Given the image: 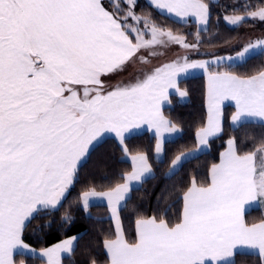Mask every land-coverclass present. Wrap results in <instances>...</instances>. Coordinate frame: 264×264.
<instances>
[{"label":"snow or ice","instance_id":"1","mask_svg":"<svg viewBox=\"0 0 264 264\" xmlns=\"http://www.w3.org/2000/svg\"><path fill=\"white\" fill-rule=\"evenodd\" d=\"M139 6V0H0V264H62V254L75 252L78 236L37 253L24 234L37 214L64 206L105 133H114L128 155L127 134L147 126L163 163L165 144L181 129L163 115L162 104L170 103V90L187 95L178 77L190 69H202L208 78V118L196 131L197 150L222 132L224 101L234 102L233 126L264 124V68L248 75L231 70L235 62L264 55V39L249 41L235 56L200 61L185 55L141 69L127 83L109 84L128 64H149L158 48L198 50L212 18L204 0H150L161 15L195 22L196 42L189 43L151 13L137 14ZM237 11L243 15L223 16L227 25L264 22V3L254 10L245 3ZM227 145L205 182L191 180L178 218L140 216L133 240L124 235L120 213L135 185L154 175L148 153L131 155V170L120 174V182L103 190L87 185L76 204L87 212L94 200L106 201L117 225L114 238L103 240L104 264H235L244 248L264 261V216L259 222L245 219L253 207L264 211V139L254 151L242 150L235 137ZM191 155H175L169 175ZM61 223H74L70 211Z\"/></svg>","mask_w":264,"mask_h":264},{"label":"trees","instance_id":"2","mask_svg":"<svg viewBox=\"0 0 264 264\" xmlns=\"http://www.w3.org/2000/svg\"><path fill=\"white\" fill-rule=\"evenodd\" d=\"M210 4L212 18L207 31H202L199 48L200 54L196 58H210L215 55L233 53L239 48L233 44L248 30L264 29V22L248 19L240 26L227 25L224 15H243L242 11L233 12L247 3L255 6L264 3V0H204ZM137 14L151 13L152 19L159 25L170 28L174 34L184 35L189 43H195L197 26L190 21L187 24L161 15L145 0H139ZM227 41V43L225 42ZM233 46V47H232ZM225 68L227 65L224 66ZM264 68V55L254 54L245 61L233 64L232 71L240 75L254 74ZM215 70V66H213ZM223 70V69H222ZM179 87L186 91L188 100L181 102L174 94L170 97L169 106L165 107L164 115L176 123L181 134L165 144L163 163L154 155L155 138L148 132L134 134L126 138L125 144L130 154L137 151H146L153 167L154 175L146 179L141 186L133 188L126 206L120 213L124 235L127 239L135 237V221L138 217L164 215L166 219L175 221L183 207L181 199L183 192L195 178L198 183L208 179V171L213 163H218L220 153L226 148L227 141L235 137L244 151H254L261 139H264V124L249 122L239 127H233L230 118L234 107H224L222 133L209 141V150L187 159L169 175L171 159L180 152L194 149L196 144V131L203 126L207 119L206 110V80L205 75L188 77L180 80ZM131 170V163L124 158L120 143L113 137H106L97 144L89 158L81 166L79 183H77L68 196L64 206L54 214L40 213L30 222L24 234V240L35 249L47 248L65 238L78 236L75 252L63 258V264H86L96 258L99 264H104L105 252L103 240L106 237L114 238L115 229L109 209L104 204H94L87 212L76 204L79 193L89 184L103 190L108 185L119 181V176ZM70 211L74 217L71 226L62 225L61 216ZM264 212L259 208L248 211L245 219L249 222H258ZM19 262L22 257L17 256ZM26 264H43L40 259H27ZM235 264H264L256 254L238 253Z\"/></svg>","mask_w":264,"mask_h":264},{"label":"crops","instance_id":"3","mask_svg":"<svg viewBox=\"0 0 264 264\" xmlns=\"http://www.w3.org/2000/svg\"><path fill=\"white\" fill-rule=\"evenodd\" d=\"M147 3H149L150 4V0H145ZM212 1H218V0H212ZM166 15V14H165ZM171 18H173V19H175V20H177L175 17H171ZM190 21H192V20H190ZM189 21V22H190ZM254 21H258V20H254ZM194 22V21H193ZM209 26V25H208ZM207 29H208V27H207ZM260 39H263L264 38V36H262V37H259ZM240 39V38H239ZM238 39V40H239ZM237 40V41H238ZM236 41V42H237ZM181 46H179V45H172L171 47H169V48H158V49H156V51L159 53L158 55H156V56H152V57H149V60H150V63L149 64H147V65H142V64H140L139 63V61H137V62H135V63H130V64H128L127 65V67H126V69H125V71L124 72H122V73H119L118 75H115L114 76V78H115V80H116V78H120L119 76H122V75H127V77H128V72H129V74H130V76H131V78L132 77H136V76H138L139 75V73H140V71H141V69H143V70H145V71H147V70H150L151 69V66H152V68H154V67H157V66H159L160 65V63H156L155 65L152 63V61L154 60V58L155 57H157V58H159L160 59V62H164L165 60H167V59H171V57H177V56H179V55H187V53L188 52H186V50H183V49H181L180 48ZM233 47V46H232ZM234 47H237V46H235L234 45ZM142 55H147V53L146 52H142L141 53ZM141 54H138V55H141ZM235 55V53L233 52V53H226V54H221V56H227V55ZM194 54H189V55H187L188 56V58H189V60H200V61H203L204 59H206V58H199V59H195L196 57V55H194ZM218 55H215V56H212V57H210V58H213V57H217ZM250 57V56H249ZM207 59H209V58H207ZM151 65V66H150ZM198 75H205V80H206V110H207V118H208V111H209V109H208V78H207V74L202 70V69H190L187 73H185V74H181L179 77H178V88H179V90L180 91H182V92H186L185 90H183V89H181L180 87H179V82H180V80H182V79H184V78H188V77H193V76H198ZM129 79H124V81H123V83H127V82H129L128 81ZM132 80H133V78H132ZM115 84H116V82H115ZM176 95L177 97H178V99L181 101V102H186L187 100H188V95H186V96H184V97H181L180 95H179V93L176 91V90H170V95H169V101H170V97H171V95ZM169 102H164L163 104H162V113H163V115H164V112H163V110H164V108L165 107H167V106H169ZM227 105H231V106H233L234 107V102H232V101H224L223 102V104L221 105V109H222V113H223V118H224V107L225 106H227ZM234 112H235V107H234ZM233 112V113H234ZM165 116V115H164ZM232 116V115H231ZM166 117V116H165ZM167 118V117H166ZM168 119V118H167ZM207 120V119H206ZM230 122H231V118H230ZM258 122V121H257ZM231 124H232V122H231ZM232 126H233V124H232ZM233 127H235V126H233ZM222 129H223V122H222ZM142 132H148V133H150L151 135H153V133L151 132V131H149L148 130V128H147V126H141L139 129H134V130H132L130 133H128L127 134V138L129 137V136H131V135H134V134H138V133H142ZM181 132L182 131H180L179 133H177V134H175V135H172V136H170L169 137V140H173V139H175V138H177L180 134H181ZM222 133V132H221ZM221 133H219L218 135H220ZM217 135V136H218ZM106 137H113V138H115L117 141H118V138H116L115 137V134L114 133H105L104 135H103V138H102V140L103 139H105ZM216 137V136H215ZM214 138V137H213ZM212 139V138H211ZM101 140V141H102ZM168 140V141H169ZM119 142V141H118ZM227 147H228V145L226 146V148L223 150V151H225L226 149H227ZM209 150V144L207 145V146H203V147H200L199 148V150H197V146L194 148V149H192V150H189V151H186V152H191L192 153V155L190 156V157H188V159H190V158H193V157H195V156H197V155H199L200 153H203V152H205V151H208ZM222 151V152H223ZM165 154V153H164ZM131 155H134V154H128V155H125V153H124V158L126 159V160H128L130 163H131ZM154 155H155V157H156V154H155V151H154ZM162 158H164V155H163V157ZM156 159H157V157H156ZM186 161V160H185ZM218 163H219V161H218ZM179 169V168H178ZM149 177H151V176H148V177H146L145 178V180L146 179H148ZM144 180V181H145ZM141 184L142 183H137L136 185H135V187L134 188H137V187H139V186H141ZM94 204H104V205H106L107 206V203H106V201H100V200H94L92 203H91V205H94ZM256 208H258V207H253V208H251L250 210H252V209H256ZM249 210V211H250ZM264 212V211H263ZM110 213V212H109ZM110 216H111V213H110ZM121 220V219H120ZM113 221V220H112ZM259 222V221H258ZM113 224H114V229H115V231H116V227H117V225H116V223L113 221ZM121 224H122V222H121ZM69 238V237H68ZM65 239H67V238H65ZM64 240V239H63ZM62 241V240H61ZM61 241H59V242H57V243H55V244H53V245H51V246H49V247H47V248H51V247H53V246H55L56 244H58V243H60ZM26 243V242H25ZM76 243V242H75ZM30 247H32V246H30ZM32 248H34V247H32ZM35 249V248H34ZM41 249H36V251H37V253L40 251ZM238 253H250V254H256V255H258L259 256V254H258V252L257 251H255V250H251V249H247V248H244V249H242L240 252H238ZM237 253V254H238ZM68 254H62V257H61V260L63 261V258L65 257V256H67ZM236 256V255H235ZM260 257V256H259ZM261 258V257H260ZM234 259H235V257H234ZM62 264H63V262H62Z\"/></svg>","mask_w":264,"mask_h":264},{"label":"rangeland","instance_id":"4","mask_svg":"<svg viewBox=\"0 0 264 264\" xmlns=\"http://www.w3.org/2000/svg\"><path fill=\"white\" fill-rule=\"evenodd\" d=\"M262 36H264V29H261V28H258V29H252V30H248V31H246L241 37H240V39L237 41V42H235L234 44H233V46L235 45V46H237L239 49L237 50V51H240V50H242V48H243V46L245 45V44H247L249 41H255V40H257V39H260L259 37H262ZM264 39V38H263ZM181 49H183L182 47H180ZM183 50H185V49H183ZM201 51H203V50H201L199 47H198V50H186V52H188L187 53V55H189L190 53L191 54H194V55H196V54H200L201 53ZM237 51H235L234 53L236 54V52ZM193 55V56H194ZM184 55H179V56H177V57H171V59H167V60H165L163 63H167V62H170V61H172V60H174V59H177L178 57H183ZM218 56H221V55H218ZM227 56H232V55H227ZM233 56H235V55H233ZM195 59H199V58H195ZM213 59H215V57H213V58H209V59H204V60H213ZM152 63L155 65L156 63H160V65L161 64H163L162 62H160V59L159 58H157V57H155L154 58V60L152 61ZM236 63H239V62H235L234 64H236ZM151 66V65H150ZM151 68H152V66H151ZM128 74V77H127V75H122V76H119L120 78H116V80H115V78H114V76L113 77H111V79L108 81V83L109 84H112V85H114L115 84V82L117 83V82H123L124 81V79H129L130 81L132 80V78L134 79V77H132L131 78V76H130V74H129V72L127 73ZM128 80V81H129Z\"/></svg>","mask_w":264,"mask_h":264}]
</instances>
